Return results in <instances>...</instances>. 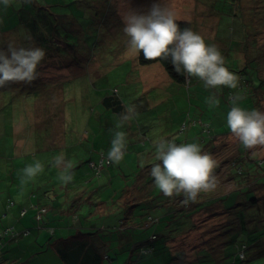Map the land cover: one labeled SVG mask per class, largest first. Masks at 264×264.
I'll return each instance as SVG.
<instances>
[{"label":"rangeland","instance_id":"rangeland-1","mask_svg":"<svg viewBox=\"0 0 264 264\" xmlns=\"http://www.w3.org/2000/svg\"><path fill=\"white\" fill-rule=\"evenodd\" d=\"M156 3L173 9L176 20L190 23L208 44L218 46L226 67L240 78L237 89L208 91L195 77L194 84L205 91L190 90L194 85L189 88L187 82L183 86L172 81L165 86L163 75L154 72L157 77L149 89L130 80L138 71L144 79L146 65L138 60L139 53L128 48L122 15L128 10L146 14ZM42 8L49 9V17L62 29L49 49L35 43L22 29L2 36L20 35L17 47H42L46 58L38 68L39 78L27 84L28 91L36 86L38 93L25 97L19 92L23 83L0 88V264H64L47 245L60 236L75 234L80 225L106 229L101 235L117 239L116 248H107L114 264H264V171L257 165L264 162V146L246 149L244 162L239 158L243 156L240 142L227 134L226 120L232 107L229 96L238 91L243 95L252 92L239 101L240 107L264 112V91L255 90L248 82L264 80V0H34L32 4L0 8V12L12 14L18 22V10L40 16L45 12ZM1 22L2 17L3 30L7 26ZM148 66L164 68L159 62ZM213 93L220 105L210 109L205 98ZM111 96L120 99L122 111L103 104V99ZM124 104H134L139 113L120 129L127 133L125 158L120 165L95 169L90 162L106 159ZM161 138L199 143L217 162V187L197 199L214 204L195 213L192 225L179 217L184 211L167 216L168 208L174 209L169 203L172 200L156 188L151 167L147 168L159 162L146 158L145 150ZM61 154L74 163V178L67 185L59 179L61 169L53 166L54 158ZM247 159L257 167L250 175L246 174L250 167ZM236 160L238 164H233ZM37 161L44 166L43 173L22 181L21 170ZM139 183L142 202L137 208L151 211L142 204L148 200L154 207L151 218L160 221L145 228V214L130 225L135 229L127 231L122 221L127 206L125 190ZM238 189L242 194L237 204L233 198L226 199V207L234 206L225 208L220 199ZM51 195L57 204L54 210L46 205L53 204ZM254 198L256 205L248 201ZM11 201L14 204L10 205ZM100 201L107 207L105 219L97 217L85 223ZM83 202L76 216H63L70 211L74 214L72 206ZM183 204L179 203L178 209ZM47 214L58 229L55 236L53 227L44 229L41 225ZM11 219L29 220L31 235L30 230L24 234L21 223L7 229ZM5 232L8 243L4 244ZM10 237L15 240L10 241ZM243 242L246 262L238 258ZM105 262L111 264L108 259Z\"/></svg>","mask_w":264,"mask_h":264},{"label":"clouds","instance_id":"clouds-1","mask_svg":"<svg viewBox=\"0 0 264 264\" xmlns=\"http://www.w3.org/2000/svg\"><path fill=\"white\" fill-rule=\"evenodd\" d=\"M34 0H0V8L20 4H32ZM123 33L128 37V48L134 53L143 52L149 61L171 58L175 71L186 78H197L206 89L227 87L237 89L240 78L226 67L225 57L215 44H208L204 37L190 28L181 30L173 9L161 3L153 4L146 14L128 10L122 15ZM46 58L42 47H17L9 42L6 49H0V88L13 83L31 84L39 78L38 68ZM190 80V79H188ZM232 107L227 113V128L244 149L264 146V112L247 110L239 106L243 97L237 92L229 97ZM209 108H216L220 100L215 93L205 98ZM134 104H124V111L112 130L111 147L107 152L109 164L120 165L128 145L127 133L120 130L138 117ZM209 128V125L207 126ZM155 161L151 176L156 188L166 197H184V203L195 202L201 193L215 190L218 179L215 175L217 162L196 142L177 143L175 139L161 138L154 141ZM53 166L61 169L60 181L67 185L73 180L74 163L63 154L54 158ZM40 162L30 164L21 170L22 181L36 178L43 173ZM241 260L246 259L244 251L239 252Z\"/></svg>","mask_w":264,"mask_h":264},{"label":"trees","instance_id":"trees-1","mask_svg":"<svg viewBox=\"0 0 264 264\" xmlns=\"http://www.w3.org/2000/svg\"><path fill=\"white\" fill-rule=\"evenodd\" d=\"M33 8H37V6H35V7L33 6ZM45 9H48V8H45ZM45 9H42V10H45ZM18 11H17V18L19 19L18 22L13 21L16 17L13 18L12 14L6 16V15H1V12H0V18L2 17L1 23L2 24L6 23V26H7V27H5V29L0 30V36H1L0 37V49H4L2 46L5 45V42H3V40H2L3 37L1 34L5 33V32H8V33L14 32L13 30H17L16 28L21 27V26L25 27L24 29L28 33L27 36L29 35L31 38L35 39L36 42L38 41L40 43H43L47 47V49H49L52 46V44L54 43V39H56V37L60 38L59 31L62 29L59 27H56V25L53 23L51 17H49V15H50L49 9L45 10L46 13L44 12L40 16H37V14L32 15L31 18L27 15V13H25L26 10L21 9ZM38 17H40V18L38 19ZM177 23L179 24L181 30H183L184 28H190L191 30H193L192 25L190 23L180 22V21H177ZM66 37H69V36L66 35ZM139 61L142 65H150V64H154V63L159 62L165 67L168 74L171 76V78L175 82H177L179 84H186V82H187V78L185 75H182L181 73H178L175 71V66L172 64L171 58H169L168 60L149 61V60H146L144 58L143 52L141 51V53H139ZM248 82L252 83L255 90L259 89V90L264 91V80L260 79V82L250 80ZM33 88H36V86H33ZM19 92L21 94L25 95V97H26V95L28 93L31 94L33 91H30V90L28 91L27 85L25 83H23L22 86L20 85ZM250 93L252 94L251 91L247 92V94L243 95V97L246 96V98H247ZM242 94H244V93H242ZM31 99H33V98H31ZM254 100H255V103L258 104L257 98L254 97ZM120 110H121L120 108H116V111H120ZM230 133L231 132H228L227 134H230ZM240 153L243 154V156L241 155V156H239V158L244 160L246 158L247 153H246V149H244L242 145L240 147ZM238 161L239 160L234 161L233 164H236ZM244 162H245V160H244ZM91 163H93V162H90V165H91ZM246 164H250V167H248L246 174L250 175V174L254 173L255 170L257 169L255 163L249 161L248 159L246 161ZM110 165H112V164H110ZM257 165H259L261 170L264 171V162L263 161L259 162ZM243 170L244 169L242 168V173H243ZM233 171H234V169H232V174H233ZM139 187H142V185H140ZM139 187H135L136 190H134V186H133V192L130 191V189L125 190V192H127L125 197L127 195L130 196L131 193L136 192L135 194L138 196L137 199H139V202H142L140 200V192L141 191H138ZM142 189L143 188H141V190ZM145 191L146 190H144V192ZM202 194L203 193H201L199 196H202ZM241 194L242 193H241L240 189H238L236 191L231 192L227 196L224 195V197H222L220 199V201L224 204L225 208L229 209V208H232L234 205L231 207L230 206L226 207L225 203H224L226 201V199L228 200L230 198H233L237 204V201H238L239 197L241 196ZM120 198H122V197H120ZM128 198L130 199V197H128ZM170 198L172 201H170L169 203L174 209L168 208L169 211L165 210V211H167V216L171 215L172 217H174L179 213V211H184V215L183 216L180 215L179 217H184L185 220H188L189 224H191V225H192L191 219L195 213H198V212L206 209V207H210L214 204V202L213 203L212 202L201 203L198 200H196L195 202L184 203L183 195L173 196ZM247 199H248V197H247ZM256 200L257 199L254 198V199H251L248 201L252 202L253 204L256 205V203H257ZM147 202H149V201L148 200L144 201L142 204H147ZM179 203H184L180 209H178ZM130 209L132 210L133 208L130 207L129 210ZM162 209H164V208L162 207ZM194 210H196V211H194ZM164 215H166V214H164ZM144 216H145V214H140L138 217H133V216H130V214H128L127 216H125V220L122 219V221H124L123 222V228L127 229V231L135 229L134 227H132L130 225L133 224L137 218L144 217ZM147 216H148V222L145 224V228L147 226L151 225V223L153 221H155V222L160 221L159 219L151 218L150 213H148ZM158 218H161V217H158ZM188 225H186L185 227H187ZM179 230L181 231L182 228ZM104 232H106V229H104ZM80 234L84 235L80 232L79 236H80ZM94 235H97V232L91 233L89 235L87 241H83V242L76 241V242H73L72 244H69V245L67 244L63 249V250H65V252L61 253L63 258H65L69 264H106V262H105L106 259L110 260L111 264H114L113 263L114 258L107 253V248H111L107 244L108 242H104L103 246H98L92 242ZM105 236H108V235H105ZM120 236L123 237L124 235L121 234ZM123 239L128 240V238H126V237H123ZM107 241H111V240L108 239ZM112 241L115 242V241H117V239H114ZM257 243H259V241H257ZM238 248H239L238 258H239V252L243 250L244 254L246 256V259H244V260H241L240 258L239 259L241 262H246L248 260L247 259V252H246L247 246L243 242V243H241V245ZM145 252L148 253L147 251H145Z\"/></svg>","mask_w":264,"mask_h":264},{"label":"crops","instance_id":"crops-1","mask_svg":"<svg viewBox=\"0 0 264 264\" xmlns=\"http://www.w3.org/2000/svg\"><path fill=\"white\" fill-rule=\"evenodd\" d=\"M239 2H240V0H239ZM34 4H36V3H34ZM36 6V5H35ZM34 6V7H35ZM42 9H45V8H42ZM24 10H26V9H24ZM45 10H48V9H45ZM19 12V11H18ZM25 13H27V15L31 18L32 17V15H36V13L35 12H28L27 10L25 11ZM45 13H46V11H45ZM51 15V14H50ZM39 16V15H38ZM178 21V20H177ZM180 22H184V21H180ZM186 23H188V22H186ZM25 27L24 26H21V27H18V28H16L17 29V31L19 30V29H22V30H25L24 29ZM6 33H8V32H5V33H2L1 35L3 36V35H5ZM9 33H11V32H9ZM15 33V32H14ZM10 36H14L13 37V40L12 39H10ZM20 36V35H19ZM19 36H17V34H13V35H9V36H6V37H3V42H5V45L4 46H2L3 48L6 46V45H8V43L9 42H14L15 44H18L19 43V41L21 40V38L19 37ZM29 36V35H28ZM30 37V36H29ZM34 42L35 43H38V41L36 42L35 41V39H34ZM27 44V43H26ZM28 45V44H27ZM5 49V48H4ZM50 57L51 58H54V56H52V55H50ZM51 60V59H50ZM138 60H139V55H138ZM161 64V63H160ZM148 65H146L145 67H146V69H144V72H143V75H144V79L141 77V73H140V71H138L137 73H136V77H130V80L131 81H134V82H136V83H138V84H143V85H145L146 87L144 88V89H149L150 87H151V83L156 79V75H152V73L154 72V73H161L163 76V78L165 79V86H170V84H171V82L172 81H174L172 78H171V76L169 75V74H165V67L163 68V70H161V68H156V67H158V66H155L154 68H148L147 67ZM159 76V75H158ZM188 79H190V80H188ZM175 82V81H174ZM195 83V81H194V77L193 78H187V85L186 84H181V85H186L187 87H191L192 85H194V87L193 88H191L190 90H200V92L201 91H205L206 89L205 88H202V87H200L199 85H196V84H194ZM156 84V83H155ZM154 84V85H155ZM27 85V84H26ZM153 87V86H152ZM31 91H33V94H36V93H38V91H37V89L36 88H32V89H30ZM208 91H212V89H208ZM207 92V91H206ZM214 92H216V89H215V91ZM238 93L243 97V94L242 93H240L239 91H238ZM227 95L229 96L230 95V93H227ZM37 96V95H36ZM36 99H38V98H36ZM36 99H34V100H36ZM103 104H107L108 106H110V107H113L114 108V110H116V108H120L121 110L120 111H122V107H121V101H120V99H118L116 96H111V97H105L104 99H103ZM197 123H199V122H197ZM196 123V124H197ZM177 143H179V142H177ZM181 143V142H180ZM108 152V151H107ZM101 154H104L105 155V153L103 152V153H101ZM154 155H155V148H154V146L153 145H150V148H147L146 150H145V157L146 158H148V159H154ZM102 156V155H101ZM102 159V158H101ZM96 162V161H95ZM97 163V162H96ZM150 167H152V165H147V168H150ZM150 172V171H149ZM140 185H142V183H139L138 185H136L135 187H139ZM134 187V190H136V188ZM139 188H142V187H139ZM138 188V189H139ZM130 191H132L133 192V187L130 189ZM77 195H79V192H78V194ZM128 197H131L130 199L128 198ZM51 198H52V205H49V204H46L48 207H50V209L51 210H54V209H56V206H57V204H56V202H55V200H54V197H53V195H51ZM138 198V196L135 194L134 195V193H131L130 194V196L129 195H127L126 197H125V201H126V204H127V206L125 207V208H123V210H125V213H126V216L128 215V214H130V216H133V217H138L140 214H148V213H152V209L154 208V207H152V206H150V202H148L147 203V205H148V207H149V209H151V211H146L145 210V212L143 211L142 213H141V211L137 208V204H138V202H139V199H137ZM85 201V200H84ZM75 202H77V201H75ZM86 202V201H85ZM85 202H83V203H76L75 204V206H72L73 207V209H74V214H72L71 213V211L70 212H68V214H63V216H65V215H72V216H76V213L75 212H77V210L81 207V204H84ZM90 205H92L91 204V202L89 203ZM133 208L131 211L129 210V208ZM25 209V208H24ZM23 209V210H24ZM22 210V211H23ZM162 210H165V209H162ZM61 211H63L62 209H61ZM94 213L93 214H89L88 215V217H86V220H85V223L87 222H91V220L93 219V218H101V219H105V217H106V212H107V207H106V204L105 203H103L102 201H100L99 202V205H98V207H97V209L95 210V211H93ZM22 213V212H21ZM48 215V214H47ZM26 216V215H25ZM24 215H23V217H25ZM49 217H47V219L43 216V218H42V223H41V225L44 227V229H46L45 227H48V228H50V227H53V222H54V219H52V216H50V215H48ZM62 216V217H63ZM37 220V219H36ZM38 221V220H37ZM41 221V220H40ZM22 224V226L25 228L24 230V232H26L27 230H30V235H31V228H32V226H31V223H30V221L29 220H27L26 222H24V220H16V219H11L10 220V222H9V227H7V229H14L15 228V225L16 226H18V224ZM78 227V231H76V233L75 234H73V235H70V236H67L66 238H64L63 236L61 237H59V239L57 238L56 240H55V242L54 243H47L48 245H47V249H50V247L51 248H53V251L56 253V255L59 257V259L65 264H69L67 261H66V259L65 258H63V256L61 255V253H64L65 252V250H63L64 249V247L68 244H72L73 242H76V241H79V242H83V241H87L88 240V237H89V235L91 234V233H94V232H97V235H94V237H93V239H92V242L93 243H95L96 245H98V246H103L104 245V242H108L107 244L110 246V247H112V246H115V248H116V241L114 242V241H112L113 239L112 238H105V235L103 236V235H101V232H102V230H95L94 228H95V226L94 225H86V226H84V227H82V225H80V226H77ZM54 228V229H53ZM53 228H51V229H53L52 231H53V235L55 236V235H57V233H58V229L57 228H55V227H53ZM62 229V228H61ZM67 228H65V230H66ZM82 233V234H84V235H81L80 234V236H79V233ZM104 232V231H103ZM6 233V232H5ZM29 235V236H30ZM2 237H3V234H2ZM108 239H110L111 241H107ZM13 240H15V239H12L11 237H10V241H13ZM121 241H122V239H120ZM8 241V237H7V233H6V235H5V238H4V244L5 243H8L7 242ZM53 242V241H52ZM123 242V241H122ZM121 242V243H122ZM113 243H114V245H113ZM4 244H1V246L2 245H4ZM119 245V244H118ZM121 245V244H120ZM120 245H119V247H120ZM27 247H29V245L27 246ZM31 247V246H30ZM32 247H34V246H32ZM36 247V246H35ZM38 248V247H37ZM36 248V249H37ZM39 248H42V247H39ZM41 251H44V250H41Z\"/></svg>","mask_w":264,"mask_h":264},{"label":"built area","instance_id":"built-area-1","mask_svg":"<svg viewBox=\"0 0 264 264\" xmlns=\"http://www.w3.org/2000/svg\"><path fill=\"white\" fill-rule=\"evenodd\" d=\"M104 165H110V164L106 161L105 158H102V159L100 160L99 163H95V162L91 163V166H92L93 168H95V169H99V170H100ZM12 204H14L13 201L10 202V205H12ZM6 233H7V232H6ZM24 234H25V235H26V234H29V232L26 231Z\"/></svg>","mask_w":264,"mask_h":264}]
</instances>
